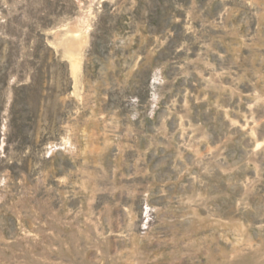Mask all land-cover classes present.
<instances>
[{
    "label": "rangeland",
    "instance_id": "obj_1",
    "mask_svg": "<svg viewBox=\"0 0 264 264\" xmlns=\"http://www.w3.org/2000/svg\"><path fill=\"white\" fill-rule=\"evenodd\" d=\"M0 264H264V0H0Z\"/></svg>",
    "mask_w": 264,
    "mask_h": 264
}]
</instances>
